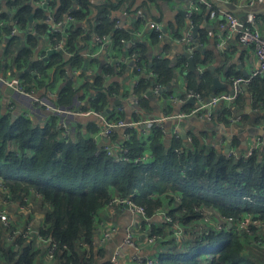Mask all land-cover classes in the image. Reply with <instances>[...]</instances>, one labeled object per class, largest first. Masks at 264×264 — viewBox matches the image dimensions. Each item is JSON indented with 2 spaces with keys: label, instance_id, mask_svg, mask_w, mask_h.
<instances>
[{
  "label": "crops",
  "instance_id": "obj_1",
  "mask_svg": "<svg viewBox=\"0 0 264 264\" xmlns=\"http://www.w3.org/2000/svg\"><path fill=\"white\" fill-rule=\"evenodd\" d=\"M194 1L88 0L91 13L81 19L72 18L65 23L70 32L77 30L72 44L69 43V34L55 48L56 53L47 59L45 57L48 49L57 43L51 39L52 24L46 20L47 35L43 38L46 41L43 46L40 45L39 51V45L36 46L35 61L33 58L31 62L37 65H32L31 71L26 70L27 64L23 67L22 64L17 66L16 57L22 43L27 44V33L37 32L36 23L40 19L33 18L34 24H30L27 30L16 28V33L25 34L23 37L19 35V41H13L17 46L15 57L14 54L6 53L8 39L12 36H4L5 32L2 34L0 31V52H3L0 54V75L7 80L16 79L25 90L20 91L0 80L2 109L15 116L27 115L35 124L40 125L56 116L60 136L64 131L62 123H65L72 139L83 135L91 137L99 147L109 145L114 148L124 142L125 130L118 128L111 137H105L98 132L110 116L118 115L127 122L163 119L165 131L162 132L165 134L166 143L169 144L171 139L183 140L182 147L175 148L177 153L193 147L196 137L201 145L215 147L229 157L240 159L258 151L260 159L264 160V73L252 80L250 86V83L244 85L235 99L218 102L211 105L210 109L205 108L200 114L179 117L181 113H189L200 103L194 98H188L189 90L200 92L203 101L207 102L213 95L230 92L235 77L247 75L259 68V59L251 47L242 45L233 37L220 48L217 34L226 31L224 12L227 9L220 6L226 2L233 6L232 13L240 21H245L252 12L257 27L264 36V2L250 6L248 0H207L210 5L199 4L196 8ZM78 2L79 0H74L75 5ZM104 8L107 10L105 19L113 28L112 34L98 28V13ZM184 10L185 14L182 13ZM213 11L215 14L212 15ZM67 18L68 15L64 14L59 17L63 22ZM1 20L5 25V19ZM152 22L159 23L160 30L152 28ZM97 34L102 35L101 40L96 39ZM189 34H194V39L198 41L193 50L188 46ZM61 35L63 37L62 33ZM135 53L140 55V60L133 56ZM186 54L192 57L195 65L193 69L190 68V57ZM57 56H60V60L48 66ZM158 59H166L174 70V78L168 84L158 83L159 74L150 67ZM24 73L32 75L34 81L30 84L31 87L27 83L25 86ZM99 77L103 83L97 81ZM143 77L146 80L143 84L147 86L146 90H152L150 98L146 96L147 91L142 93L138 90ZM68 82L73 88L72 101L61 104V90ZM155 84L163 87L160 92L153 90ZM101 93L106 94L108 102L104 109L97 110L93 103ZM144 97L147 101L143 100ZM174 97L187 98L186 102H182L172 100ZM37 98L45 99L57 107L74 109L76 112L54 115L55 113L37 104ZM100 103L101 100L98 104ZM105 111L109 112L103 116ZM137 129L140 133L141 129ZM176 129L181 132L180 138L173 135ZM189 135L191 138H188ZM147 138L148 135H145L143 139V154L152 158L153 150ZM27 208L28 213L33 214L30 222L27 223L28 216L23 214L27 211L23 207L18 211L15 207L12 210L7 209L8 220L0 222L7 226L11 221L16 229L21 230L31 226V230L23 236L31 242L34 250H38L35 264H60L57 258L49 257L48 243L38 237L37 231L42 225L38 209ZM157 209L153 211L155 214L151 218L155 224L164 221L165 214L161 208L158 212H162L157 213ZM208 214L212 226L218 219L210 211ZM96 219V232L92 243L80 244L86 251L92 249L93 264L108 262L114 256L117 258L116 264H136L131 260L134 249L124 244L129 228L133 231L134 241L146 255L153 257L161 245L160 239L149 242V226L126 205L110 203L99 210ZM112 228H115L113 232ZM10 231L5 232V249H18L21 246L19 241L7 239ZM106 232L110 233L108 237H105ZM0 264H13L1 249Z\"/></svg>",
  "mask_w": 264,
  "mask_h": 264
},
{
  "label": "trees",
  "instance_id": "obj_2",
  "mask_svg": "<svg viewBox=\"0 0 264 264\" xmlns=\"http://www.w3.org/2000/svg\"><path fill=\"white\" fill-rule=\"evenodd\" d=\"M2 1L0 18L6 23L0 31L5 32L4 36L10 34L11 25L27 30L34 24L31 15L40 19L36 23L37 32L27 33V44L16 57L17 66L29 65L36 46H43L46 41L43 38L47 35L48 22L46 10L40 4L42 0ZM49 3L58 17L64 14L81 19L91 13L88 0H79L77 5L74 0H49ZM106 13L105 8L100 9L98 28L112 34ZM76 31L69 30L70 44ZM61 38V33H51L53 42ZM8 41L6 53L15 57L17 46L13 41H19V35ZM59 60L57 56L48 66ZM150 67L158 72V83L168 84L173 80L175 73L166 59L154 60ZM23 79L25 86L34 81L29 73H24ZM99 80L103 83L101 77ZM145 81V77L141 78L138 86L142 93L147 91ZM72 96L73 88L68 82L61 90L60 103H70ZM107 102L106 94L101 93L93 105L102 110ZM113 119L121 117H109ZM57 125L56 116L43 125L35 124L27 115L13 116L4 111L0 103V203L8 210L26 209L23 214L28 216L27 223L33 215L27 207L38 209L42 223L38 232L58 242L55 258L60 264H93L92 249L86 251L80 244L92 243L97 214L115 194L131 197L144 206L150 219L157 208L172 218L170 221L164 217L159 224L150 220L153 223L150 234L157 235L161 241L153 255L154 264H264V160L258 151L236 159L215 147L201 145L195 137L193 147L177 153L175 148L182 147L183 140L171 139L167 144L163 130L153 127L147 138L153 157L136 164L115 161L113 155L104 151L96 155L98 146L91 137L79 135L65 140ZM128 131L131 136L124 143L129 156L142 155L144 135L137 127ZM158 209L157 213L162 212ZM207 210L225 219V226L221 229L199 227ZM248 215L257 219L251 234L238 229L239 221ZM176 223L183 228L181 237L175 233ZM16 228L11 221L7 226L0 222L1 251L13 264H35L38 250L24 238L26 234L18 238L21 245L18 249H5L7 230L10 233L31 230V226L26 230Z\"/></svg>",
  "mask_w": 264,
  "mask_h": 264
},
{
  "label": "built area",
  "instance_id": "obj_3",
  "mask_svg": "<svg viewBox=\"0 0 264 264\" xmlns=\"http://www.w3.org/2000/svg\"><path fill=\"white\" fill-rule=\"evenodd\" d=\"M196 3L195 7L197 8L199 4H205V5H210V3L207 0H195ZM264 0H248L247 3L248 5L252 6L256 3H262ZM46 3L45 0L41 1V5ZM215 14V11L212 12V15ZM72 18H74L72 15H68V18L66 19L65 22H63L62 19H59L57 16L56 12L53 10H48L46 20L52 24V28H50L51 31L55 33H62L63 37L59 40L57 43V46H54L55 48H58V45L62 42L65 41V37L69 35V28L65 26V23L69 20L71 21ZM224 18L226 19L227 22V27L226 31L220 32L217 34L218 37V45L223 47V44L227 43L231 38L236 37V39L241 43L242 45L251 47L253 51L255 52L256 56L259 59V68L255 71H252L251 73H248L247 75L244 76H239L235 77L233 79V89L230 92H222L216 95H213L211 99L207 102L203 101V97L200 92L195 91V90H189L188 91V98H194L198 102V106L192 108V110L189 113H181L179 117L183 116H188L191 114H200L204 111L205 108L210 109L211 105H214L218 102L225 101V100H233L235 99L239 93L242 91V87L248 83H250L252 80H254L258 76H262L261 74L264 73V36L261 33V31L258 29L255 16L251 12L248 14L247 18L245 21H240L233 13L232 11H225L224 12ZM4 24L0 18V27H2ZM223 27L225 26L224 24L222 25ZM151 27L160 30V24L157 22H152ZM16 26H11L10 29V34L9 36H12L16 34ZM194 35V34H193ZM189 34L187 37V42L190 50H193L197 44L198 41L194 39V36ZM96 39L101 40L102 35L97 34ZM123 40V39H122ZM56 45V44H55ZM135 56L138 60L141 59L140 55H137L135 53ZM140 69V66L138 67ZM0 80L4 82L7 85L14 86L16 89L25 92L21 84L16 80H7L4 77L0 75ZM163 87L159 84L154 85L155 92H160V90ZM58 96V95H56ZM187 98V97H186ZM186 98L183 97H174L172 100H180L182 102H186ZM35 102L39 105L44 106L46 109L49 111L53 112L54 115L56 114H73L76 111L74 109H66L62 107H57L53 103H50L46 101L45 99H35ZM98 115H101L100 112L97 113ZM165 119V118H164ZM163 119H146L143 122H127L125 120L121 119H113V120H105L104 127L100 129L98 132L100 135H103L105 137H111L116 129L121 128L124 131V137L125 141L130 139V133L128 130L133 129L134 127H139L141 129V133L145 136L150 134V131L153 127L160 128L163 131H165L164 126L162 124ZM64 125V126H63ZM63 126V134L62 137L63 139H68L70 137V131L68 130L67 126L65 123H62ZM148 127V128H147ZM174 137L175 138H180L181 137V132L176 129L174 130ZM188 138H191V135L188 136ZM95 142V141H94ZM96 143V142H95ZM102 151L106 152L108 155H113L115 161H131L136 164H139L140 162L143 161H149L151 157L147 154H142L139 156L135 157H130L129 156V149L123 142L121 145L117 147H111L109 145H103V146H98V149L96 150V155H99ZM6 203V201H5ZM117 203V204H123L128 207V209L137 215H139L149 226V235H148V240L149 242H154L158 239L157 235L155 234H150L153 229V223L150 221V217L146 215V210L145 207L142 205L137 204L131 197H124L118 194H115L112 198V200L108 203ZM11 204H15L14 201L11 200ZM107 204V205H108ZM209 211H205V218H209ZM164 214V213H163ZM165 220L168 218V220L171 221V218H169L166 214H164ZM217 217V216H216ZM9 218V215L7 213V208H5V204L0 203V220L2 221H7ZM218 221L215 222L214 225L210 226V228L217 227L219 229L223 228L226 224V220L222 218H218ZM257 223V219H254L252 216H247L241 219L238 223V229L241 230V232H245L247 234H251V227L252 224ZM178 223H176V235L178 237H181L184 232L182 227L177 226ZM209 226L205 227L208 228ZM115 228L111 229V232H113ZM29 230L25 231L22 233L21 231H17L14 233H9L7 235V239L10 241L17 242L18 238L22 234H27ZM38 237L48 243V255L50 258H55L56 257V251H58L59 244L58 242L53 239L52 237L49 236H43L41 235L38 231ZM110 235L109 232L105 233V237H108ZM124 244L130 246L131 248L134 249V252L131 255V260L134 261L136 264H154L155 260L153 257L146 255L143 253V251L139 248V246L136 244L134 241V235L132 229H127L126 231V236L124 239ZM116 256H114L110 261L108 262H103V263H94V264H116Z\"/></svg>",
  "mask_w": 264,
  "mask_h": 264
},
{
  "label": "water",
  "instance_id": "obj_4",
  "mask_svg": "<svg viewBox=\"0 0 264 264\" xmlns=\"http://www.w3.org/2000/svg\"><path fill=\"white\" fill-rule=\"evenodd\" d=\"M46 1V3H44V4H42L41 6L46 10V17H47V13H48V10H53L54 12H56V10L55 9H52L51 7H50V3H49V0H45ZM3 3H4V0L2 1ZM32 4H33V2H32ZM221 7H224V8H226L227 10H229V11H232V5H230V3H226V2H223V4L222 5H220ZM7 8H5L4 10H6ZM183 14H185L186 13V10H184L183 12H182ZM57 14V13H56ZM58 16V15H57ZM30 20L31 21H33V15H31L30 16ZM11 26H16V25H11ZM10 26V27H11ZM50 28H52V26L50 27ZM53 33V32H52ZM16 34H18V35H20L21 37H23L24 36V32H21V33H16ZM15 35V34H14ZM14 35H12V36H14ZM50 42L49 41H47V44H49ZM25 46V43L23 42L22 43V45H21V48H20V50L23 48ZM42 46V45H41ZM54 46H57V44L56 45H54ZM39 49H40V46H39V48H38V50L37 51H39ZM3 52H0V54H2ZM53 53H56V49H55V47H53V48H49L48 49V54H47V57H45V59H47L51 54H53ZM186 55H188V54H186ZM189 56V55H188ZM190 57V56H189ZM33 61H35V58L33 59ZM32 62L31 63H29V65L27 66V69L26 70H29V71H31V69H32ZM194 62H193V60H192V57H190V68H194ZM216 81L218 80V79H215ZM153 80H152V84H153ZM215 84H217V83H215ZM215 86V85H214ZM146 96H152V90H148L147 92H146ZM192 101H193V99H192ZM109 111H105L104 113H103V116H105L107 113H108ZM13 116H15V115H13ZM228 148H229V145H228ZM229 225H231V223H229Z\"/></svg>",
  "mask_w": 264,
  "mask_h": 264
},
{
  "label": "rangeland",
  "instance_id": "obj_5",
  "mask_svg": "<svg viewBox=\"0 0 264 264\" xmlns=\"http://www.w3.org/2000/svg\"><path fill=\"white\" fill-rule=\"evenodd\" d=\"M4 199H6V198H4ZM169 218H171V217H169ZM166 220H168V218H166ZM171 220H172V218H171ZM203 222V223H202ZM202 223V224H201ZM199 224L200 225H198L199 227H201V228H205V227H207V226H211L210 225V223H209V220L208 219H203V220H201L200 222H199Z\"/></svg>",
  "mask_w": 264,
  "mask_h": 264
}]
</instances>
